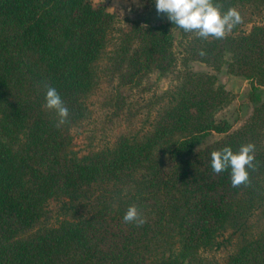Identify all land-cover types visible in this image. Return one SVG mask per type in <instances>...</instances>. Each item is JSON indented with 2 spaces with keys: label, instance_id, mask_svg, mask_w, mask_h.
Masks as SVG:
<instances>
[{
  "label": "trees",
  "instance_id": "1",
  "mask_svg": "<svg viewBox=\"0 0 264 264\" xmlns=\"http://www.w3.org/2000/svg\"><path fill=\"white\" fill-rule=\"evenodd\" d=\"M213 3L235 9L240 23L260 18L223 39L192 32L185 44L187 60L224 63L248 81L245 123L230 131L216 122L230 92L214 74L187 70L155 96L144 126L77 154L71 131L97 91L110 85L105 98L118 110L121 88L173 69L174 24L122 19L92 0H0V264H201V252L221 246L231 248L219 264H264V223L252 229L257 213L264 222V0ZM47 87L68 109L63 124L45 107ZM211 131L224 135L194 152ZM249 143L256 170L249 186L233 187L230 168L212 170L211 153ZM133 205L141 227L123 221Z\"/></svg>",
  "mask_w": 264,
  "mask_h": 264
},
{
  "label": "rangeland",
  "instance_id": "2",
  "mask_svg": "<svg viewBox=\"0 0 264 264\" xmlns=\"http://www.w3.org/2000/svg\"><path fill=\"white\" fill-rule=\"evenodd\" d=\"M92 2L97 5L98 3ZM139 14L135 18L128 16L126 12L118 14L122 19H135L143 24H160L169 21L166 13H158L155 0H143L142 7L138 9ZM111 13V12H110ZM243 23L237 26V30L248 31L252 25L259 23L258 15H246L243 17ZM170 32L173 36V51L176 56V63L173 69L167 73H160L158 70H153L149 73L142 83L134 88H121L119 91L124 96L121 109L113 108L110 101L105 98L106 91L109 86L102 87L90 98L91 114L82 124L72 128L73 149L77 154H84L90 150H96L107 146L113 142L118 132L122 129H138L144 126L145 120L152 116L158 106L154 100L155 96L163 94L172 86L176 85L180 78L187 70L194 72L211 73L216 76V84L225 87L230 92L231 99L226 106H222L215 112L216 122H225L229 130H235L242 126L250 116L253 105L247 100V95L250 91L248 81L242 76H235L227 72V67L224 63L219 69H214L196 60H187L189 57L185 50L187 39L191 38L192 32L182 31L179 27L171 26ZM225 58H229L226 55ZM264 97V90H262ZM120 110V111H119ZM116 112H119L116 114ZM146 126V124H145ZM224 134L214 131L209 132L205 138L199 141L194 152L201 150L207 144L220 139ZM160 162L163 170H167L171 166L170 158L163 153L160 156ZM51 208L55 209V202H51ZM86 209L79 208L77 214H86ZM50 218L49 222L55 220ZM263 219L257 213L252 218L253 233H257L263 225ZM231 247H220L208 249L200 253L201 264H219L223 261Z\"/></svg>",
  "mask_w": 264,
  "mask_h": 264
},
{
  "label": "clouds",
  "instance_id": "3",
  "mask_svg": "<svg viewBox=\"0 0 264 264\" xmlns=\"http://www.w3.org/2000/svg\"><path fill=\"white\" fill-rule=\"evenodd\" d=\"M155 6L158 13L167 14L175 27L185 32H196L204 39L210 36L216 39L226 38L234 26L241 22L240 14L235 9H229L226 13L221 12L220 6L214 4L213 0H155ZM201 55L204 53L201 52ZM45 107L57 112L61 124L67 120L68 109L53 87H47ZM254 161L255 145L251 143L242 146L235 154L230 147L211 153L212 170L220 174L230 168L233 187L250 185L249 169L256 170ZM123 221L134 223L137 227L146 223V219L135 205L128 208Z\"/></svg>",
  "mask_w": 264,
  "mask_h": 264
},
{
  "label": "crops",
  "instance_id": "4",
  "mask_svg": "<svg viewBox=\"0 0 264 264\" xmlns=\"http://www.w3.org/2000/svg\"><path fill=\"white\" fill-rule=\"evenodd\" d=\"M96 3H103L108 12L122 14L126 12L131 18L139 14L138 9L142 7L143 0H94Z\"/></svg>",
  "mask_w": 264,
  "mask_h": 264
}]
</instances>
